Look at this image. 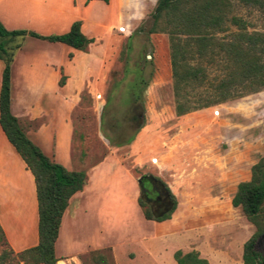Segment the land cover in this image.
<instances>
[{"label":"rangeland","instance_id":"374dc122","mask_svg":"<svg viewBox=\"0 0 264 264\" xmlns=\"http://www.w3.org/2000/svg\"><path fill=\"white\" fill-rule=\"evenodd\" d=\"M151 8L148 4L121 10V14H130L131 20L118 22L111 30V43L104 49L100 99L94 97L92 102L83 91L72 112L73 151L88 156L85 162L108 153L124 163L148 162L150 168L133 170L137 178L150 174L170 184L179 176L190 179L186 186L195 193L181 198L180 209L173 214L183 224V232L161 236L156 246L159 254H153L151 264L157 259L163 264L173 262L172 249H185V240L207 250L211 264H241L237 253L253 226L239 207L231 206L230 199L236 184L249 177L250 166L264 155V89L176 116L167 36L147 32ZM232 10L246 22L247 31L264 35V2L261 7L234 4ZM158 162L167 166L161 169L165 172L162 177L157 175ZM180 188L177 184L176 189ZM120 198L101 197L103 237L107 234L106 218L133 220L128 201L125 198L120 204ZM115 235L112 233L111 240L117 237L119 242L115 257L108 247L106 264H122V251L130 259L136 255L129 264H143L141 248L120 243L122 232ZM3 248L1 245L0 251ZM77 259V264H93L87 252ZM5 262L13 264L14 260Z\"/></svg>","mask_w":264,"mask_h":264},{"label":"crops","instance_id":"0c3cea01","mask_svg":"<svg viewBox=\"0 0 264 264\" xmlns=\"http://www.w3.org/2000/svg\"><path fill=\"white\" fill-rule=\"evenodd\" d=\"M148 4L153 6V0H0V24L7 30L24 29L42 36L62 34L71 22L77 20L80 32L93 40L84 51H80L63 43L26 35L15 51L9 69V111L25 136L51 161L67 170L85 173L81 190L69 197L61 215L53 245L55 263L77 264L79 254L106 247L115 257V247H118L115 244L119 242H116L117 237L111 241L114 239L112 233L121 236L122 232V239H118L120 243L124 241L140 247L143 264H151L153 254H159L156 246L160 237L166 233L183 232V224L174 219L173 214L180 209L181 198L195 193L186 186L190 179L179 176L174 184L163 179L177 199L175 209L168 219L159 222L148 220L137 204L139 188L133 173L134 169L150 168L148 162L124 163L111 153L97 161L85 162L88 156L73 151L72 112L83 91L92 102H95L93 98L96 95L100 99L98 91L104 49L111 43V30L118 22L131 20L128 19L131 15L121 14V10ZM2 67L0 60V79ZM158 167L157 175L162 177L165 172L161 169L165 170L167 166L158 162ZM177 184H181L180 189H176ZM118 195H121L120 204L125 198L128 201L133 220H119L116 216L106 218L107 234L103 237L101 197ZM0 229L6 245L13 252L37 243V201L33 177L1 128ZM185 242L186 248L180 251L195 250L211 264L207 250L197 244L190 245L187 240ZM174 251L172 249L171 257ZM124 254L122 251L125 257L122 264L131 263L136 256L130 259ZM240 254L241 245L237 258ZM224 260L228 262L227 256ZM172 261L169 264H176L173 257ZM153 263L163 264V261L157 259Z\"/></svg>","mask_w":264,"mask_h":264},{"label":"trees","instance_id":"16d2710c","mask_svg":"<svg viewBox=\"0 0 264 264\" xmlns=\"http://www.w3.org/2000/svg\"><path fill=\"white\" fill-rule=\"evenodd\" d=\"M264 0H155L148 12V33L167 36L171 86L176 116L207 108L264 89V35L247 31L246 22L233 13L234 4L261 7ZM71 22L62 34L39 35L24 29L7 30L0 24V128L7 141L30 171L37 201V243L13 252L5 243L0 229V264H54L53 245L61 215L69 197L80 191L85 173L67 170L48 159L25 136L17 119L9 111L10 64L26 35L49 42H59L84 51L93 40ZM62 82V79H61ZM60 83V82H59ZM264 135V125H263ZM159 183L167 194L169 205L153 212L144 200L141 186L137 204L145 219L163 221L175 209L176 198L160 178L146 174ZM145 176V175H143ZM253 232L241 244V264H264V243L256 245L264 230V155L249 168V178L239 181L230 199ZM7 247H6V246ZM109 248L87 252L93 264H106ZM176 264H209L198 252L175 250Z\"/></svg>","mask_w":264,"mask_h":264},{"label":"flooded vegetation","instance_id":"af4514ba","mask_svg":"<svg viewBox=\"0 0 264 264\" xmlns=\"http://www.w3.org/2000/svg\"><path fill=\"white\" fill-rule=\"evenodd\" d=\"M144 194V200L153 212L164 211L169 205V199L163 187L145 175L139 183Z\"/></svg>","mask_w":264,"mask_h":264},{"label":"water","instance_id":"95a60500","mask_svg":"<svg viewBox=\"0 0 264 264\" xmlns=\"http://www.w3.org/2000/svg\"><path fill=\"white\" fill-rule=\"evenodd\" d=\"M141 178H143V175L139 176V177L136 179L137 184L140 183ZM262 243H264V230H263L262 233L257 237V240H256V245H260V244H262Z\"/></svg>","mask_w":264,"mask_h":264},{"label":"built area","instance_id":"2783aa9c","mask_svg":"<svg viewBox=\"0 0 264 264\" xmlns=\"http://www.w3.org/2000/svg\"><path fill=\"white\" fill-rule=\"evenodd\" d=\"M118 30H119V31H122V30H123V28L119 27V29H118ZM96 97H99V96H97V95H96Z\"/></svg>","mask_w":264,"mask_h":264},{"label":"clouds","instance_id":"9594fccd","mask_svg":"<svg viewBox=\"0 0 264 264\" xmlns=\"http://www.w3.org/2000/svg\"><path fill=\"white\" fill-rule=\"evenodd\" d=\"M153 3H155V0H153Z\"/></svg>","mask_w":264,"mask_h":264},{"label":"bare ground","instance_id":"6f19581e","mask_svg":"<svg viewBox=\"0 0 264 264\" xmlns=\"http://www.w3.org/2000/svg\"><path fill=\"white\" fill-rule=\"evenodd\" d=\"M64 264V262H62Z\"/></svg>","mask_w":264,"mask_h":264}]
</instances>
